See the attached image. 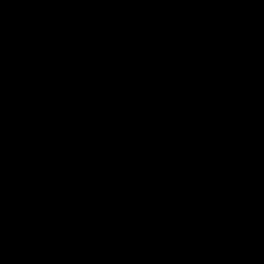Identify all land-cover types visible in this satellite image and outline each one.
Returning a JSON list of instances; mask_svg holds the SVG:
<instances>
[{"label":"water","instance_id":"water-1","mask_svg":"<svg viewBox=\"0 0 264 264\" xmlns=\"http://www.w3.org/2000/svg\"><path fill=\"white\" fill-rule=\"evenodd\" d=\"M0 264H264V0H0Z\"/></svg>","mask_w":264,"mask_h":264}]
</instances>
